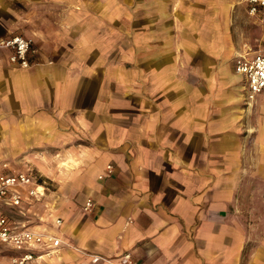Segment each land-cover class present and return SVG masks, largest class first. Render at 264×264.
Instances as JSON below:
<instances>
[{
	"label": "crops",
	"instance_id": "obj_1",
	"mask_svg": "<svg viewBox=\"0 0 264 264\" xmlns=\"http://www.w3.org/2000/svg\"><path fill=\"white\" fill-rule=\"evenodd\" d=\"M236 3L0 0V37L32 40L28 67L0 50V170L42 175L29 217L66 241L36 264H264V102L227 57Z\"/></svg>",
	"mask_w": 264,
	"mask_h": 264
},
{
	"label": "built area",
	"instance_id": "obj_2",
	"mask_svg": "<svg viewBox=\"0 0 264 264\" xmlns=\"http://www.w3.org/2000/svg\"><path fill=\"white\" fill-rule=\"evenodd\" d=\"M244 1L247 13L255 16L264 27V0ZM30 45L31 40L22 34L0 37V50L8 51L7 59L13 66L23 68L30 65ZM234 71L241 78L243 101L249 104L257 94L264 92V46L251 54L238 52ZM2 167L8 168V164L3 163ZM112 168V164L107 165L108 172ZM44 183L42 175L32 166H27L26 170H0V261L3 258L6 264H36V260L58 252L66 243L59 232L38 227L44 222L41 217H29L33 207L45 195ZM46 203L44 208L49 214L54 213L52 206ZM94 204L91 198H87L83 209L91 210ZM52 221L57 229L63 223L60 215H54ZM123 257L132 262L129 253Z\"/></svg>",
	"mask_w": 264,
	"mask_h": 264
},
{
	"label": "rangeland",
	"instance_id": "obj_3",
	"mask_svg": "<svg viewBox=\"0 0 264 264\" xmlns=\"http://www.w3.org/2000/svg\"><path fill=\"white\" fill-rule=\"evenodd\" d=\"M230 1L235 2V0H230ZM230 13H231V17L233 18L232 20L233 24H231L230 26L229 43L226 49L228 50V56H227L228 60L232 54H237L238 52H242V51L243 52L250 51V49L256 48L255 38L258 37L260 34L259 27H257L255 24L252 23L251 18L245 11V7L243 4L236 3L233 11H231ZM259 101L264 102V100L257 101L255 98L249 104L254 105ZM249 104L245 103L246 106H248ZM260 111L261 113H264V105L260 106ZM49 187L50 189L52 188L54 189V187L51 185ZM4 262L5 259L2 258L0 264H3Z\"/></svg>",
	"mask_w": 264,
	"mask_h": 264
},
{
	"label": "bare ground",
	"instance_id": "obj_4",
	"mask_svg": "<svg viewBox=\"0 0 264 264\" xmlns=\"http://www.w3.org/2000/svg\"><path fill=\"white\" fill-rule=\"evenodd\" d=\"M251 103V102H250ZM41 189V188H40Z\"/></svg>",
	"mask_w": 264,
	"mask_h": 264
}]
</instances>
